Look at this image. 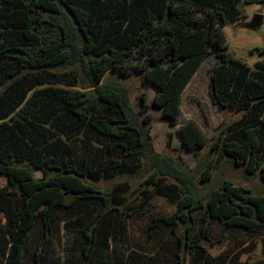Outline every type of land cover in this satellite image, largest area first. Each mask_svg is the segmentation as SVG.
<instances>
[{
	"label": "trees",
	"instance_id": "obj_1",
	"mask_svg": "<svg viewBox=\"0 0 264 264\" xmlns=\"http://www.w3.org/2000/svg\"><path fill=\"white\" fill-rule=\"evenodd\" d=\"M242 1L256 0H0V62L6 61L0 66V85L20 73L25 78L24 71L31 70L38 76L35 86L52 80L50 76L55 78L52 69L78 67L85 77L81 87L87 90L51 89L47 96L68 118L71 130L102 136L108 152H121V160L96 168V146L87 144V151L76 158L59 136L56 150L42 144L35 157L25 159L19 158L18 148L0 145V174L6 177L0 188L5 220L0 264L21 260L29 231L37 223L44 232L41 254L61 222L64 229H74L84 238L83 250H97L102 234L105 242L113 238L116 225L122 228L131 211L124 212L126 196L119 186L102 192L95 183L136 174L145 163L151 166L146 182L155 190L176 194V209L155 216L151 225L168 226L176 234L179 224H186L184 232L176 234L185 253H177L179 264H184L186 254L190 255L188 264H215V257L201 242L209 237L213 222L253 237L264 229V190L253 193L223 179L199 194L192 174L154 150L149 134L152 114L147 112L140 120L123 83L101 82L108 71L117 70L122 75L135 72L143 82L151 83L155 91L150 104L161 108V118L176 126L182 144L197 154L208 137L192 119L179 123L182 92L205 57L212 55L210 99L220 110L241 114L220 128L211 149L220 148L249 174L260 170L264 181V60L247 65L228 49L222 30L227 19L242 14ZM146 98L143 90V108L150 105ZM20 99L0 119L8 117ZM16 123L23 126L21 132L33 133L34 140L42 136L45 143L39 133L41 124L26 116ZM9 131L30 149L17 130L9 126ZM211 161L203 179L210 177ZM36 170L41 172L38 177ZM141 193L149 202L152 192L145 187ZM200 210L196 237L192 231Z\"/></svg>",
	"mask_w": 264,
	"mask_h": 264
},
{
	"label": "rangeland",
	"instance_id": "obj_2",
	"mask_svg": "<svg viewBox=\"0 0 264 264\" xmlns=\"http://www.w3.org/2000/svg\"><path fill=\"white\" fill-rule=\"evenodd\" d=\"M241 9L242 14L227 19L222 30L228 49L253 67L257 60H264V52L260 51L264 50V1H242ZM255 14L262 16L260 24L255 28L245 26L244 24ZM5 63L6 61L0 62V66H4ZM214 63L215 58L212 55L205 57L182 92L179 123L192 119L208 137V142L197 148V154L182 144V137L177 127L167 124L161 118V108L150 104L155 87L149 82H143L139 74L132 72L122 75L117 70H110L101 82L123 83L129 91L130 104L134 112L138 113L140 120L147 112L152 114L149 134L154 150L162 156L176 160L189 174H192L199 194H204L223 179L248 187L253 193H261L264 190V181L261 179L260 170L249 174L243 166L233 164L220 148L211 149V144L220 128L241 114L227 108L220 110L211 101L208 92V69ZM51 71L57 74L55 78L50 76L52 80L35 86V77L38 76L31 70L24 71L25 78L19 77L20 73L0 85V114L13 110L15 102L21 98L19 106L8 117L0 119V124L2 121L8 123L7 126L0 125V145L6 144L18 148L19 158L25 159L29 156L35 157L42 144L51 151L56 150L58 147L56 140L59 136L71 146V152L76 158L87 151V144L96 146L98 149L96 168L121 160V152L107 151L106 139L102 136L83 130H71L68 118L47 96V90L51 89L87 90L81 87L85 79L84 74L78 67L61 66ZM143 90L146 91V101L150 104L147 108H143L140 102ZM33 114H38L40 118L34 117ZM21 115L43 126L39 133L44 135L45 143L41 140L42 136L34 140L31 137L34 136L33 133L20 131L23 126H19L16 120H21ZM9 126L29 142L30 149L21 138L10 134ZM210 160H212L210 177L203 179V176L206 177L205 166ZM150 173L151 166L145 163L136 174H122L95 183L102 192H109L113 187L119 186L126 196L124 212L131 211L129 216H125L126 221L122 228L121 225H116L113 238L110 236L105 242L102 234L97 250L91 252L83 250L84 238H81L74 229H64L61 222L49 238L45 253L41 254L44 232L42 225L37 223L29 231L23 256L17 264H179L177 253L179 255L185 253L180 250L181 245L177 243L176 234H182L186 224L181 222L176 228V234L168 226L151 225L155 216L169 214L176 209V194L164 188L155 190L152 184L146 182ZM34 174L38 177L41 172L36 170ZM5 183L6 177L0 174V188ZM145 187L152 192L149 202L145 201V196L141 193ZM202 214L201 210L195 213L193 236L197 237L200 233ZM4 222L3 213L0 211V234ZM119 229L121 233L117 231ZM263 239L264 229L253 237L241 230H228L223 224L213 222L209 237L202 239L201 242L207 253L215 257V264H264ZM189 260L190 255L186 254L184 264H188Z\"/></svg>",
	"mask_w": 264,
	"mask_h": 264
},
{
	"label": "water",
	"instance_id": "obj_3",
	"mask_svg": "<svg viewBox=\"0 0 264 264\" xmlns=\"http://www.w3.org/2000/svg\"><path fill=\"white\" fill-rule=\"evenodd\" d=\"M261 20H262V16L259 15V14H255V15H253V17H252L247 23H245L244 25L247 26V27H249V28H255V27H257V26L260 24Z\"/></svg>",
	"mask_w": 264,
	"mask_h": 264
},
{
	"label": "crops",
	"instance_id": "obj_4",
	"mask_svg": "<svg viewBox=\"0 0 264 264\" xmlns=\"http://www.w3.org/2000/svg\"><path fill=\"white\" fill-rule=\"evenodd\" d=\"M187 84H188V83H187ZM186 86H187V85H186ZM186 86H185V87H186Z\"/></svg>",
	"mask_w": 264,
	"mask_h": 264
}]
</instances>
